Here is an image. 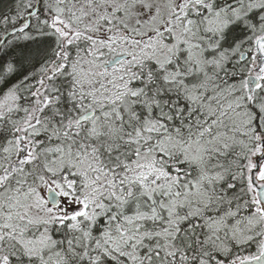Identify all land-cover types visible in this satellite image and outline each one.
Wrapping results in <instances>:
<instances>
[{
	"label": "snow or ice",
	"instance_id": "snow-or-ice-1",
	"mask_svg": "<svg viewBox=\"0 0 264 264\" xmlns=\"http://www.w3.org/2000/svg\"><path fill=\"white\" fill-rule=\"evenodd\" d=\"M0 264H264V0L0 8Z\"/></svg>",
	"mask_w": 264,
	"mask_h": 264
},
{
	"label": "trees",
	"instance_id": "trees-1",
	"mask_svg": "<svg viewBox=\"0 0 264 264\" xmlns=\"http://www.w3.org/2000/svg\"><path fill=\"white\" fill-rule=\"evenodd\" d=\"M9 0H0V8H4L8 5Z\"/></svg>",
	"mask_w": 264,
	"mask_h": 264
}]
</instances>
